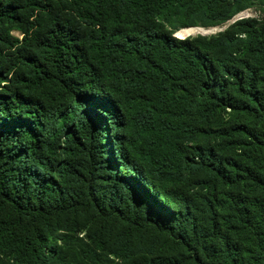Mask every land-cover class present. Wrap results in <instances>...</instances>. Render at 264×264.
I'll return each instance as SVG.
<instances>
[{
	"label": "trees",
	"instance_id": "trees-1",
	"mask_svg": "<svg viewBox=\"0 0 264 264\" xmlns=\"http://www.w3.org/2000/svg\"><path fill=\"white\" fill-rule=\"evenodd\" d=\"M252 1L0 0V264H264V19L175 36Z\"/></svg>",
	"mask_w": 264,
	"mask_h": 264
},
{
	"label": "rangeland",
	"instance_id": "rangeland-1",
	"mask_svg": "<svg viewBox=\"0 0 264 264\" xmlns=\"http://www.w3.org/2000/svg\"><path fill=\"white\" fill-rule=\"evenodd\" d=\"M253 7L241 13V15H237V17L230 23H227L223 26L218 27H210V28H203V27H191V28H200L194 29L193 33L182 29L179 32H182L183 35L178 36L179 33L176 32V36L180 38H198V37H209L212 35H216L220 32L225 31L230 24L238 20L239 16H244L243 18H257V19H264V8L260 4L259 1L253 0ZM241 18V19H243ZM191 33L190 36L188 34ZM15 36L21 35L17 32L13 33ZM183 36V37H182ZM187 179V178H186ZM102 194L108 193L107 188L103 186ZM190 190H195L196 183L194 180L189 181ZM99 189H101L99 187ZM126 230L125 224H119L115 222H110L105 228L102 226V222L98 219H94V212L91 211L87 215H80L77 230L75 233L79 236V238L84 239L86 242L90 243L91 245H100L104 247V252L106 254H110V252L114 251L115 248L118 246L121 236L123 232ZM131 247L133 256H148L154 252H161L165 254L173 253L169 242L166 237L156 235L150 231H143L142 233L134 234L131 238ZM111 259H116L113 256H110ZM117 260V259H116Z\"/></svg>",
	"mask_w": 264,
	"mask_h": 264
},
{
	"label": "bare ground",
	"instance_id": "bare-ground-1",
	"mask_svg": "<svg viewBox=\"0 0 264 264\" xmlns=\"http://www.w3.org/2000/svg\"><path fill=\"white\" fill-rule=\"evenodd\" d=\"M178 33H179V35H178V36H181V35H183V33H182V32H179V31H178ZM176 34H177V33H176ZM190 35H191V33H189V34H188V36H190ZM182 37H183V36H182Z\"/></svg>",
	"mask_w": 264,
	"mask_h": 264
},
{
	"label": "built area",
	"instance_id": "built-area-1",
	"mask_svg": "<svg viewBox=\"0 0 264 264\" xmlns=\"http://www.w3.org/2000/svg\"><path fill=\"white\" fill-rule=\"evenodd\" d=\"M239 15H241V14H239ZM244 16H239L237 19H241V18H243Z\"/></svg>",
	"mask_w": 264,
	"mask_h": 264
},
{
	"label": "water",
	"instance_id": "water-1",
	"mask_svg": "<svg viewBox=\"0 0 264 264\" xmlns=\"http://www.w3.org/2000/svg\"><path fill=\"white\" fill-rule=\"evenodd\" d=\"M176 36V35H175ZM177 37V36H176ZM178 38V37H177Z\"/></svg>",
	"mask_w": 264,
	"mask_h": 264
}]
</instances>
